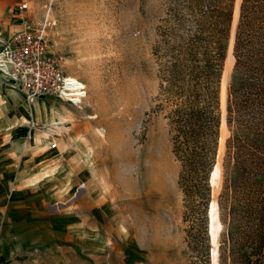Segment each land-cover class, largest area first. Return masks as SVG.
<instances>
[{"label": "rangeland", "instance_id": "1", "mask_svg": "<svg viewBox=\"0 0 264 264\" xmlns=\"http://www.w3.org/2000/svg\"><path fill=\"white\" fill-rule=\"evenodd\" d=\"M18 1L33 18L50 9L62 68L87 95L27 106L0 83V264H211L209 202L180 186L162 90L173 63L195 67L227 118L264 84V0ZM14 6L5 37L20 25ZM239 125L227 139L247 133ZM224 180L223 166L218 199ZM220 220L219 246L222 209Z\"/></svg>", "mask_w": 264, "mask_h": 264}, {"label": "trees", "instance_id": "2", "mask_svg": "<svg viewBox=\"0 0 264 264\" xmlns=\"http://www.w3.org/2000/svg\"><path fill=\"white\" fill-rule=\"evenodd\" d=\"M194 2L185 0L184 3L194 6ZM199 76L195 67L186 73L175 62L170 66L167 85L162 90L164 103L161 106L169 108L167 118L173 151L182 166L180 186L186 195L198 197L204 204L209 202L211 264H221L220 251L226 245L229 254L224 253V261L228 259V264H264V84L250 83L242 93L243 101L235 106L229 104L227 118L225 106L221 122L218 97L208 86H202ZM186 78L191 83L188 87ZM237 123L247 133L227 139L228 128ZM232 162L235 176L230 177ZM223 166L224 189L218 199ZM220 209L224 211L227 229L226 240L219 246L218 238L223 229Z\"/></svg>", "mask_w": 264, "mask_h": 264}, {"label": "built area", "instance_id": "3", "mask_svg": "<svg viewBox=\"0 0 264 264\" xmlns=\"http://www.w3.org/2000/svg\"><path fill=\"white\" fill-rule=\"evenodd\" d=\"M29 9L27 2L20 3L15 13L20 25L7 37L0 30V72L30 105L52 97L81 107L86 85L62 68L50 9L40 18L31 17ZM56 146L53 143L49 148Z\"/></svg>", "mask_w": 264, "mask_h": 264}, {"label": "bare ground", "instance_id": "4", "mask_svg": "<svg viewBox=\"0 0 264 264\" xmlns=\"http://www.w3.org/2000/svg\"><path fill=\"white\" fill-rule=\"evenodd\" d=\"M5 72V70H4ZM73 77V76H71ZM75 79V77H73ZM0 83H2L4 86H6V89L9 91L10 95H12L13 97L15 98H19V94L17 93V90L16 89H13L11 86H10V82L7 80L6 76L4 75V73L0 72ZM83 84V83H81ZM2 87V86H1ZM7 93V92H6ZM225 96H226V92L225 90L223 89L222 90V94H221V101H222V108L224 107L225 105ZM11 100V99H10ZM12 102V101H11ZM4 103V102H3ZM5 103H6V100H5ZM25 104L27 106H30V104H28L27 102H25ZM35 107H38L40 104L39 103H34ZM45 107V106H44ZM7 108V107H6ZM9 108V107H8ZM224 110V108H223ZM25 113V112H24ZM37 113V112H36ZM38 114V113H37ZM54 114V113H53ZM41 116V115H40ZM88 118H96V116H88ZM50 119V118H49ZM57 123H63V121H60V122H55L53 124H57ZM224 126H222V130H223ZM85 152V151H84ZM43 177H47L48 176V173L45 172L43 173ZM38 177L35 176L33 177L30 181H34V180H37Z\"/></svg>", "mask_w": 264, "mask_h": 264}, {"label": "crops", "instance_id": "5", "mask_svg": "<svg viewBox=\"0 0 264 264\" xmlns=\"http://www.w3.org/2000/svg\"><path fill=\"white\" fill-rule=\"evenodd\" d=\"M22 2H25V1H22ZM22 2H20V1H18V0H0V15L1 14H4V13H8L10 10H11V7L12 6H14L15 8L13 9V11H11L10 12V14H11V18H16V19H18L17 17H16V9H17V7H18V5L20 4V3H22ZM0 19H1V17H0ZM17 93L19 94V96H21L22 98H23V100L25 101V99H24V97L17 91ZM26 102V101H25ZM40 102H45V100H39V101H37L36 103H40ZM49 148V147H48ZM50 149V148H49Z\"/></svg>", "mask_w": 264, "mask_h": 264}, {"label": "water", "instance_id": "6", "mask_svg": "<svg viewBox=\"0 0 264 264\" xmlns=\"http://www.w3.org/2000/svg\"><path fill=\"white\" fill-rule=\"evenodd\" d=\"M209 184L211 186V174H209Z\"/></svg>", "mask_w": 264, "mask_h": 264}]
</instances>
